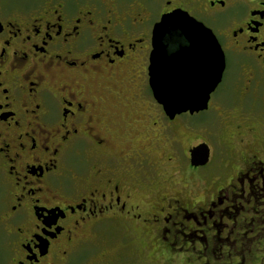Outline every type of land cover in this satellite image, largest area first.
<instances>
[{"label":"flooded vegetation","instance_id":"1","mask_svg":"<svg viewBox=\"0 0 264 264\" xmlns=\"http://www.w3.org/2000/svg\"><path fill=\"white\" fill-rule=\"evenodd\" d=\"M176 11L224 52L209 108L225 87L234 112L264 117V0H0V264H82L85 249L121 238L143 247L152 231L173 262L198 252L187 262L264 264V161L255 155L208 207L154 212L146 196L134 200L152 184L143 151L153 141V32ZM165 45L172 55L189 43L171 29ZM138 159L131 179L122 168ZM181 220L183 254L164 245Z\"/></svg>","mask_w":264,"mask_h":264},{"label":"rangeland","instance_id":"2","mask_svg":"<svg viewBox=\"0 0 264 264\" xmlns=\"http://www.w3.org/2000/svg\"><path fill=\"white\" fill-rule=\"evenodd\" d=\"M7 1L12 4L24 0ZM233 73L234 68L231 66L228 79ZM231 94V90L224 87L214 95L212 105L207 111L193 116H182L175 122H170L159 105L153 102L152 118L148 120L150 123L148 130L153 141L151 146L143 151L144 157L148 158V161H145L153 166L152 184H149L145 191L138 189L133 193L136 202L142 201L146 196L150 203L148 210L154 212L169 207H171L169 210L179 207H208L216 199L217 192L222 189L224 191L230 185L233 176L245 171L248 159L252 155L264 161V117L234 112L231 108L234 105ZM254 120L258 124L262 122V126L257 125ZM154 122H158V125L152 126ZM137 131L143 133L146 130L138 127ZM204 142L211 148V162L208 166L196 170L191 166L189 150ZM134 148L133 145L132 150ZM115 150L118 153L123 149ZM80 158L81 156L70 158L78 168H80ZM138 162L139 159L132 162L131 171L127 167L122 168L128 172L126 176H131V179L137 177L135 166H138ZM169 198L180 201L181 204L169 203V200L162 202V199ZM182 221H179V235L176 238L168 236L164 243L167 249L179 254L190 250V244L181 229V225L184 224ZM152 232L154 237L150 235L143 247L135 242L131 245L132 249H129V245L122 242L121 238V242L114 247L99 244L90 247L91 249H85L79 257V262L82 264H86L87 261L89 264H178L177 262L200 264L198 261L187 262L188 257L193 260L199 259L201 255L198 252H189L187 256L174 254L175 262H173L172 258L166 257V251L157 243V233ZM136 245L138 246L135 247ZM194 246L198 247V244Z\"/></svg>","mask_w":264,"mask_h":264},{"label":"water","instance_id":"3","mask_svg":"<svg viewBox=\"0 0 264 264\" xmlns=\"http://www.w3.org/2000/svg\"><path fill=\"white\" fill-rule=\"evenodd\" d=\"M165 16H178L179 23L158 28ZM165 16L153 32L149 82L155 101L163 107L166 116L174 120L182 114L194 115L209 109L211 96L222 82L226 60L212 31L180 11ZM171 29L180 31L189 46L169 55L165 38ZM154 65L160 80L167 86L163 89L167 102L160 98L152 83ZM190 154L192 167H204L210 161L211 150L204 142L193 147Z\"/></svg>","mask_w":264,"mask_h":264},{"label":"snow or ice","instance_id":"4","mask_svg":"<svg viewBox=\"0 0 264 264\" xmlns=\"http://www.w3.org/2000/svg\"><path fill=\"white\" fill-rule=\"evenodd\" d=\"M168 2L171 3V0H168ZM168 11H171V9H169ZM176 23H179L178 16L177 17L165 16L163 18V23L158 25V28L165 29L167 25L176 24ZM151 80L157 89V94L160 95V98L162 100H165V102H167V100L165 99V96L163 95V89L166 88L167 86L160 80V77H159V74L157 72L155 65L152 67ZM0 106H2V105H0ZM0 147H2V146H0Z\"/></svg>","mask_w":264,"mask_h":264}]
</instances>
